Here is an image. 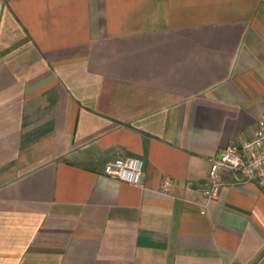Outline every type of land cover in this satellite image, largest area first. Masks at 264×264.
Returning a JSON list of instances; mask_svg holds the SVG:
<instances>
[{
    "label": "crops",
    "instance_id": "obj_1",
    "mask_svg": "<svg viewBox=\"0 0 264 264\" xmlns=\"http://www.w3.org/2000/svg\"><path fill=\"white\" fill-rule=\"evenodd\" d=\"M263 110L264 0H0V264H264Z\"/></svg>",
    "mask_w": 264,
    "mask_h": 264
},
{
    "label": "built area",
    "instance_id": "obj_2",
    "mask_svg": "<svg viewBox=\"0 0 264 264\" xmlns=\"http://www.w3.org/2000/svg\"><path fill=\"white\" fill-rule=\"evenodd\" d=\"M209 186L204 194L209 199L220 196L224 184L223 175L235 174L241 181H258L264 185V110L257 120L254 135L229 143L220 153L210 158ZM107 174L134 185H140L143 176V160L134 156H117L104 165ZM174 180L165 176L162 187L168 189Z\"/></svg>",
    "mask_w": 264,
    "mask_h": 264
}]
</instances>
